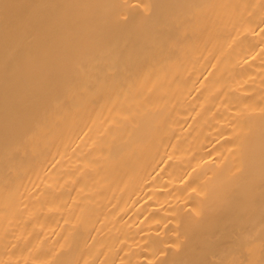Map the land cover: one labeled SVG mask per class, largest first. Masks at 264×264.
<instances>
[{
  "label": "bare ground",
  "instance_id": "bare-ground-1",
  "mask_svg": "<svg viewBox=\"0 0 264 264\" xmlns=\"http://www.w3.org/2000/svg\"><path fill=\"white\" fill-rule=\"evenodd\" d=\"M0 264H264V0H0Z\"/></svg>",
  "mask_w": 264,
  "mask_h": 264
}]
</instances>
